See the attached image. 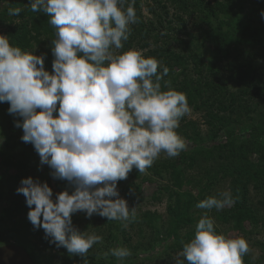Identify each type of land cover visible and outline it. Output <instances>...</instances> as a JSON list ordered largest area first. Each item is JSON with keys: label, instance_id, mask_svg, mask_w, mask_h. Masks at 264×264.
<instances>
[{"label": "clouds", "instance_id": "clouds-1", "mask_svg": "<svg viewBox=\"0 0 264 264\" xmlns=\"http://www.w3.org/2000/svg\"><path fill=\"white\" fill-rule=\"evenodd\" d=\"M134 4L30 0V10L50 14L48 23L56 30L53 73L45 70V55L22 50L0 35V103L8 102L9 114L22 118L15 127L23 130L22 141L34 146L41 165L53 170L54 179L74 187L71 194L66 190L53 199L47 182L28 177L17 194L26 198L34 228H42L50 244L70 254L86 256L103 239L74 227L73 214L134 220L138 206L130 208L120 197L118 182L133 168L144 173L162 153L174 158L187 148L177 129L191 108L187 94L164 79L169 69L154 57L146 58L144 50L117 54L129 39L130 26L138 23ZM21 11L10 8L9 15ZM235 203L232 192L223 190L196 207L220 211ZM249 251L244 237L218 233L214 218L205 212L174 264H243ZM110 254L123 261L131 250L115 247Z\"/></svg>", "mask_w": 264, "mask_h": 264}, {"label": "trees", "instance_id": "trees-1", "mask_svg": "<svg viewBox=\"0 0 264 264\" xmlns=\"http://www.w3.org/2000/svg\"><path fill=\"white\" fill-rule=\"evenodd\" d=\"M168 2L173 7V17L168 20L169 7L161 4L162 15L152 23L144 20L140 3L135 0L138 23L130 26L129 39L123 42L124 48L119 52L133 49L138 44L143 50L149 48L146 58L154 57L169 69L164 79L171 81L172 89L187 94L190 108L203 115L206 130L198 122L188 121L185 116L177 132L186 142H190L191 147L177 157L157 159L147 169L166 179L165 183L157 181L159 185H156L151 198L154 203H161L163 197L167 198L166 221H162V216L157 212L147 211L137 214L134 220L128 222L131 227L145 224L154 230L152 241L148 244L143 241L136 245L129 244L127 248L131 250V255L123 261L108 251L107 263L99 259L90 260L88 264H135L134 260L142 252L151 253L155 245L163 242H168L166 251H181L183 243L194 237L200 219L196 204L208 196H216L214 188L222 181L229 180V189L236 203L221 212L212 209L211 215L215 220L242 233L247 224L255 229L263 222L260 211L252 204L251 190L261 196L258 204L264 208V112L255 117L248 115L255 104L264 103V71L261 76L255 75L252 58L264 59V17L261 16L264 0ZM10 8H20L22 11L18 16H13L9 15ZM186 17H193L199 22L195 24L200 27L199 35L187 31ZM50 19V14L32 12L30 0H0L3 35L22 50H29L37 56L45 55V70L53 73L55 57L52 41L56 38V30L48 23ZM173 26H178L177 35L186 38L185 43L173 34ZM163 31L166 32V36L163 35L166 42L161 46L158 41ZM175 43L185 44L188 55L176 54ZM152 44L156 48L151 51ZM244 47L253 52L252 56L249 55L250 60L245 61ZM225 60L231 66L230 71L236 73L230 78L222 75L225 71L220 65ZM176 67L179 71L175 70ZM160 72L162 67H158ZM232 83L238 85L235 94L229 90ZM251 100L252 104L248 105ZM9 107L8 102L0 103V140L3 139V143H0V247L17 244L27 251L36 264H54L58 257L63 258L65 264H76L77 260L82 262L83 259H80L84 256L70 254L63 247L55 253L53 251L57 247L52 244L47 252L41 249L49 241L44 230L35 229L28 220L30 209L24 195L17 194V188L21 186L22 179L33 178L32 173L38 172V167L43 165L34 146L22 141L23 130L15 127L16 121H22V118L9 114ZM220 135L226 139L217 142ZM13 170L15 172L10 174ZM52 171L49 167L41 174ZM38 179L46 182L43 176ZM137 180L140 182L137 183ZM144 182L156 183L153 177H144L143 173L133 168L127 179L119 181L117 187L125 189L131 205L140 195ZM56 183L60 193L67 190L71 194V184L67 180L57 179ZM132 190H135L134 194ZM55 196L56 193L53 199ZM104 219L110 230V240H115L114 230L126 234L124 228L119 227L121 222L117 226L113 220ZM72 221L73 226L81 232L89 229L88 224L81 225L77 214H73ZM161 222L164 227L163 224L162 227L159 225ZM215 227L220 233L219 228ZM124 242L129 243V239H124ZM256 246L260 252L259 261L264 262V237L256 241ZM242 260L243 264H252L248 254Z\"/></svg>", "mask_w": 264, "mask_h": 264}, {"label": "rangeland", "instance_id": "rangeland-1", "mask_svg": "<svg viewBox=\"0 0 264 264\" xmlns=\"http://www.w3.org/2000/svg\"><path fill=\"white\" fill-rule=\"evenodd\" d=\"M140 3V8H141V13H142V17L144 18V20L146 22H152L155 23L156 21L159 20V16L162 15V10H161V4H164L166 6L169 7V11H170V16H168V20H170L173 17V7L170 6V3L168 2V0H138ZM213 1V0H210ZM187 21V27L190 33H193L194 35H199V30L200 27L195 26L197 22V20L195 18H185ZM173 34L175 33V36L177 38H179V41L181 39H183L182 37H178L177 32H178V26H173ZM166 32L163 31V33H160V40L158 41V43L161 46H164L163 44L166 42L165 39V34ZM165 34V36H163ZM182 33L179 32V35ZM0 35H3V28L0 27ZM174 37V38H176ZM184 43L187 41L186 38L183 39ZM133 48L138 49V50H143L140 46V44L135 45ZM156 48L155 44H152V46L150 47V50H154ZM195 48V47H194ZM197 49V48H196ZM242 50H244V57H245V61L250 60L249 55H251L253 52L251 49L249 48H243ZM148 49H144V56L146 57V55H148ZM174 51L176 54L178 55H182L183 53L188 55V51L186 49V45L185 44H174ZM117 54H120L119 50L117 52ZM252 56V55H251ZM254 59L253 61V67H254V73L255 75H262L263 71H264V59H261L259 57H252ZM232 61V60H231ZM252 61V59H251ZM221 68L225 71L222 75L226 78H230L232 75H235L236 73L234 71H230L231 66L229 65L228 61H224L221 65ZM192 67V64H190V69ZM176 71H179V69L176 67L175 68ZM238 74L240 72H237ZM238 89V85L236 83H232V85H229V90L231 92H233L234 94L236 93V90ZM252 104V100L249 101L248 105ZM256 106H253V108L251 109V112H249L250 117H255L258 116L260 113L264 112V103H260V104H255ZM186 119L188 121H194V122H198L202 129L205 131L206 130V126L204 125V118L203 115L199 112H194L193 109L191 108V112L190 114H188L186 116ZM230 130L232 131V129L230 128ZM227 131V130H226ZM226 139V137L224 135H220L219 138L217 139V142H221L224 141ZM0 143H3V139L0 140ZM189 141H187L188 146L187 147H191L189 145ZM163 158H167L164 154H162L158 160H161ZM49 168L48 165H43L41 167H38V172L32 173L33 178L37 179L40 176H43V178L45 179V181L48 183V185L53 189V192L58 194L60 193L58 185L56 183L57 179H54L52 177V175H50L49 173L42 175L41 173H43V171L45 169ZM13 172H15L14 170L9 172L10 174H13ZM143 176L146 177H153L155 179V184L152 183H143L142 187H141V191H140V195L137 196L136 201L130 205L128 199L126 198V191L123 187H119L118 186V191L120 193V197L124 198L128 201L129 207H137V214L140 213H145L147 211H151V212H157L159 215L162 216V221H166V207H167V198L163 197V200L161 203H154L152 201V196L154 194V192L156 191V185L159 182L165 183L166 179H162L159 178L158 176L154 175L152 172L146 170L143 173ZM140 180H137V183H139ZM71 189L72 191H74V187L73 185H71ZM223 190H230L229 189V180L228 181H222L220 182V184L218 186H216L214 188V194L218 195V193L220 191ZM131 193H135V190H132ZM113 200L116 199L115 197L112 198ZM261 200V196L257 194V192L255 190H251V201L252 204L254 206V208L258 209L260 211V215H262L263 217V222L264 223V208L260 207L258 204V201ZM198 210V216L201 217L205 212H207L206 209H199ZM230 209V207H225L223 210L220 211H215V212H221L224 210ZM212 210H208V215L212 218H214L211 215ZM77 216L79 217V221L81 223V225L84 224H88L89 225V229L87 230L89 233H95L97 235H100L103 237L101 242H98L97 244H95L88 252V254L86 256H84V258H81L80 260L83 261L79 262L78 260L75 262L76 264H88L90 260H103L106 261L107 263V255H105V253H108V251H110V249L115 248V247H126L131 244V245H136L138 242L143 241V243L148 244L152 241L153 237H154V230L152 231L149 227H147L145 224L144 225H136L131 227L129 222H123V221H119V220H113L114 224L118 226V224L121 222L122 225L119 226L121 229L124 228L125 230V235H123V233H121V230H114V236L113 238L115 240H110L109 239V234H110V230L109 227L105 221V219L103 217H100L99 215L94 214L91 218H88L86 216V213L84 212H78L76 213ZM215 220V218H214ZM127 223V227H124V224ZM163 223L161 222V224H159L160 226ZM260 224L257 228L253 229L252 225L247 224V226H245V229L242 232L240 231H235L233 230L229 225H222L220 224L217 220H215V225L219 228L220 233H224V234H229L232 237H244L247 242L249 243V248L250 251L248 253L252 264H264V262H260L259 261V249L256 246V241L258 240H263L264 237V225ZM163 227L165 226L164 224L162 225ZM161 226V227H162ZM247 232H249V234H247ZM124 239H129V243L126 244V242H124ZM171 242H169L170 244ZM168 245V242H163L160 243L159 245H155L154 251H152L151 253L149 252H142L139 255V258H136L134 260L135 264H174V259L177 256L178 252H173V251H166V247ZM50 243H45V245L41 246V249L44 252L48 251V247H50ZM60 251V248H55L53 253ZM110 253V252H109ZM92 257V258H91ZM183 259V258H182ZM131 263V262H129ZM54 264H65L64 259L58 257L55 260ZM186 264V261H185Z\"/></svg>", "mask_w": 264, "mask_h": 264}, {"label": "water", "instance_id": "water-1", "mask_svg": "<svg viewBox=\"0 0 264 264\" xmlns=\"http://www.w3.org/2000/svg\"><path fill=\"white\" fill-rule=\"evenodd\" d=\"M0 264H36L27 251L17 244L0 247Z\"/></svg>", "mask_w": 264, "mask_h": 264}]
</instances>
